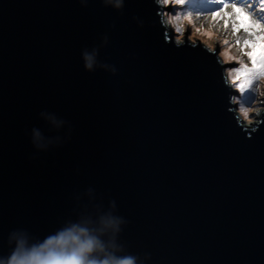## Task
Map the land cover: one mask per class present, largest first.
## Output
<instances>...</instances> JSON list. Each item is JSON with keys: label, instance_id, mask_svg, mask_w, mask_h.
<instances>
[{"label": "water", "instance_id": "95a60500", "mask_svg": "<svg viewBox=\"0 0 264 264\" xmlns=\"http://www.w3.org/2000/svg\"><path fill=\"white\" fill-rule=\"evenodd\" d=\"M154 20L149 0L123 15L98 2L0 0V256L77 224L109 251L115 237L116 256L141 252L137 264H264V126L246 139L214 62L166 44ZM104 34L100 58L115 76L81 60ZM41 111L74 127L46 153L31 129L47 142L66 126L45 114L50 131Z\"/></svg>", "mask_w": 264, "mask_h": 264}, {"label": "clouds", "instance_id": "9594fccd", "mask_svg": "<svg viewBox=\"0 0 264 264\" xmlns=\"http://www.w3.org/2000/svg\"><path fill=\"white\" fill-rule=\"evenodd\" d=\"M83 8L98 2L104 8L124 14L130 0H77ZM157 20L153 21L163 30V40L175 48L200 50L214 62L219 81L227 93V112L234 118L236 126L252 139L264 126V0H149ZM140 28L145 21L134 16ZM115 27V24L112 25ZM110 45L108 34L91 48L81 50L84 70H97L118 74L114 64L100 58L101 50ZM48 114L51 124L65 125L66 131L56 139H45L49 135L38 127L31 129L30 137L36 153H46L61 148L73 136L72 123L55 112L41 111L42 119ZM45 121L44 119H42ZM53 131L48 121H45ZM79 171V170H77ZM113 207L116 200H112ZM120 217L108 223L116 234H122ZM129 223V221H128ZM15 231V230H13ZM11 231L7 237V248L11 245ZM35 243L25 239L16 241L6 257L0 256V264H137L141 252L129 249L128 254L116 256L123 247L115 243L109 251L99 236L92 230L73 224L43 236L33 233ZM4 243L0 238V252ZM151 256V253H147Z\"/></svg>", "mask_w": 264, "mask_h": 264}]
</instances>
